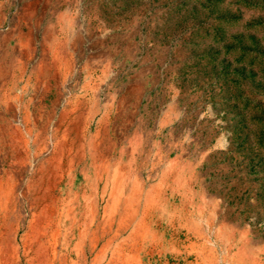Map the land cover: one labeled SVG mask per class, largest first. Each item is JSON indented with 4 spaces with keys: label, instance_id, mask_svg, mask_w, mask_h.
Masks as SVG:
<instances>
[{
    "label": "rangeland",
    "instance_id": "374dc122",
    "mask_svg": "<svg viewBox=\"0 0 264 264\" xmlns=\"http://www.w3.org/2000/svg\"><path fill=\"white\" fill-rule=\"evenodd\" d=\"M0 13V102L9 81L22 107L32 100L58 113L85 91L90 112L110 116L116 156L136 143L145 177L183 157L190 178L198 161L193 187L219 264L227 256L264 264V0H0ZM19 29L32 33L31 48ZM51 31L66 33L77 68L42 95Z\"/></svg>",
    "mask_w": 264,
    "mask_h": 264
},
{
    "label": "bare ground",
    "instance_id": "6f19581e",
    "mask_svg": "<svg viewBox=\"0 0 264 264\" xmlns=\"http://www.w3.org/2000/svg\"><path fill=\"white\" fill-rule=\"evenodd\" d=\"M31 34L19 29L16 38L30 47ZM56 36L51 31L44 41L50 59L38 67L42 95L52 82L61 76L66 80L77 68L66 33ZM7 84L0 102L5 116L0 118V264H219L218 253L203 232L200 193L193 187L200 179L198 161L190 178L183 157L163 163V173L154 162L145 177L136 143L116 156V146L106 139L110 116L90 112L85 91L64 101L58 113L33 105L32 100L22 107L23 95L10 81ZM13 84L18 85L15 80ZM236 259L227 256L224 263L249 264Z\"/></svg>",
    "mask_w": 264,
    "mask_h": 264
}]
</instances>
